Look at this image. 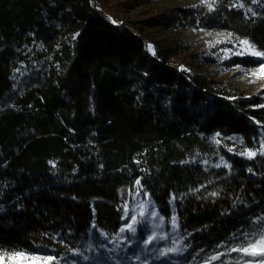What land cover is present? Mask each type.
<instances>
[{"label": "trees", "instance_id": "16d2710c", "mask_svg": "<svg viewBox=\"0 0 264 264\" xmlns=\"http://www.w3.org/2000/svg\"><path fill=\"white\" fill-rule=\"evenodd\" d=\"M255 1L196 0L142 22L223 31L264 53V0ZM142 29L98 0H0L7 262L54 264L99 230L118 233L139 184L200 260L264 213V88L245 94L216 80L182 43ZM227 46L201 56L216 61ZM224 62L259 64L247 54Z\"/></svg>", "mask_w": 264, "mask_h": 264}, {"label": "rangeland", "instance_id": "374dc122", "mask_svg": "<svg viewBox=\"0 0 264 264\" xmlns=\"http://www.w3.org/2000/svg\"><path fill=\"white\" fill-rule=\"evenodd\" d=\"M102 8L116 18L130 21L134 26L143 27L144 35L160 43H182L183 47L189 48L187 57L193 66L204 72L206 75L221 80L245 94H256L264 88V55L256 56L253 53L261 51L253 48L244 40L235 38L223 31H204L191 28L164 30L155 27H144L142 20L153 15L157 11L168 7L185 5L196 0H98ZM258 0L255 1L257 4ZM228 42L230 46L224 47L222 53H218L216 61H206L202 58L210 54L214 44ZM220 45H217L219 48ZM221 49V47H220ZM218 52V51H217ZM230 54H247L259 60L255 66L235 65L224 62ZM215 58V57H214ZM143 206V207H141ZM123 216L126 223H131V217L136 216L138 221L136 233L125 231L116 234H108L99 230L97 236L83 240L77 248L68 254H64L54 264H262L259 256H249L242 252L230 251L232 248L248 247L244 243L245 234H252L264 227V213L251 217L243 227L232 230L225 241L224 247L208 255L205 260H200L195 252H192V243L189 235L186 234L176 221L173 228L172 218H165L159 208L149 199L142 186L136 185L122 206ZM127 211L128 216H125ZM144 213L142 218L140 213ZM157 213L155 217L150 214ZM161 218H163L161 220ZM120 228V229H121ZM103 234V235H102ZM119 234V235H118ZM149 235H155L156 239L144 247L143 241ZM163 237V238H161ZM264 245H257L250 248L252 252H259ZM168 248H176L179 251L168 252L161 256L159 253ZM222 254V255H221ZM212 256H219L212 260ZM139 257V259H137ZM0 264H14L7 262L0 256ZM15 264H28L20 261Z\"/></svg>", "mask_w": 264, "mask_h": 264}, {"label": "snow or ice", "instance_id": "6c2138e0", "mask_svg": "<svg viewBox=\"0 0 264 264\" xmlns=\"http://www.w3.org/2000/svg\"><path fill=\"white\" fill-rule=\"evenodd\" d=\"M242 43H247V42L244 41ZM253 54L256 55V56L264 55V53H259V52H255ZM261 67L264 68V65H262ZM249 155L250 156L251 155H254V153H249ZM217 167H219V165H217ZM137 183H139V181H137ZM213 195H215V193H213ZM141 207H143V206H141ZM140 215H141L142 218L144 217V213L143 212H141ZM150 215L152 217H155L157 215V213L152 212ZM125 216H128L127 211L125 212ZM162 219L163 218H161V220ZM258 219H264V217H261V218H258ZM131 221H132L131 223H126L125 226L120 229V233H123L125 231L131 232V233H133V235L136 233V225L138 223H140L141 221H138L135 215H133L131 217ZM172 225H173V228L176 227V219H175V217L172 218ZM161 238H163V237H161ZM154 239H156V236L155 235H149L147 237V239H145L143 241L144 247L147 248V246L150 245L153 242ZM244 243H247L248 244V247L241 246V247H238V248H232V249H230V251L242 252L245 255H249V256H253V257L259 256L261 258L262 264H264V247H261L260 250H259V252H252V251H250V248H255L257 245H264V227H261L259 229V231L253 232L250 235L249 234H245V236H244ZM176 251H179V249H176V248H168L165 251L160 252L159 254L161 256H164L168 252H176ZM218 258H219V256H212L211 257L212 260H216ZM49 259H54V258L50 257ZM137 259H139V257H137Z\"/></svg>", "mask_w": 264, "mask_h": 264}]
</instances>
